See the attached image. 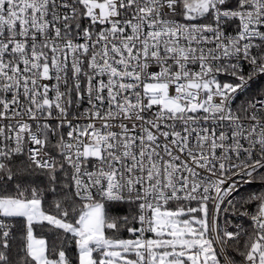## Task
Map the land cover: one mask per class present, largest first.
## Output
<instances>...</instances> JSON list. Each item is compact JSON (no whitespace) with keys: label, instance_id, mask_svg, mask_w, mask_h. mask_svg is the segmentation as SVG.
<instances>
[{"label":"snow or ice","instance_id":"snow-or-ice-1","mask_svg":"<svg viewBox=\"0 0 264 264\" xmlns=\"http://www.w3.org/2000/svg\"><path fill=\"white\" fill-rule=\"evenodd\" d=\"M257 77L264 0H0V264H264Z\"/></svg>","mask_w":264,"mask_h":264},{"label":"built area","instance_id":"built-area-1","mask_svg":"<svg viewBox=\"0 0 264 264\" xmlns=\"http://www.w3.org/2000/svg\"><path fill=\"white\" fill-rule=\"evenodd\" d=\"M243 70L245 71V74L250 70L248 65L245 63L243 65ZM218 79L221 81V83L224 82H231L233 78L230 75L221 73L218 76ZM262 89H264V77H257L254 81L250 82L249 88L245 91V93L240 97L239 100L236 101V106H238L240 103H242L245 99H247L250 96L256 95L258 92H260ZM264 191V185H261L259 181H256L250 186H244L241 187L238 193H233L230 197H225V200L232 199L233 203L236 205L237 211L229 210L228 213H222L219 218V226L221 229L227 228L229 231H236L238 227H242L244 229H248L251 231V222L248 216H240V212H256V205L257 202H253L251 204L244 205L241 207V204L243 203V199H246L251 193L253 192H259ZM214 194V193H213ZM223 207H228L227 204L223 205ZM140 227V225H138ZM153 234L146 233V236L151 237ZM231 251V248H229V252ZM239 257L237 256V260Z\"/></svg>","mask_w":264,"mask_h":264},{"label":"trees","instance_id":"trees-1","mask_svg":"<svg viewBox=\"0 0 264 264\" xmlns=\"http://www.w3.org/2000/svg\"><path fill=\"white\" fill-rule=\"evenodd\" d=\"M51 200V197L49 198ZM110 213L112 215H118V216H123V215H128L129 214V209H128V206L127 205H119V206H116V207H112L110 209ZM138 223L135 224V227H138ZM250 231V230H249ZM121 236L122 238H125V239H128V238H133L132 235L130 233H128L127 231H122L121 233ZM232 251V250H231ZM230 251V252H231ZM71 254L73 256L76 255L75 253V250L73 249Z\"/></svg>","mask_w":264,"mask_h":264}]
</instances>
